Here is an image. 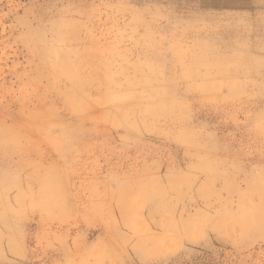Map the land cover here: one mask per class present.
<instances>
[{
	"label": "rangeland",
	"instance_id": "374dc122",
	"mask_svg": "<svg viewBox=\"0 0 264 264\" xmlns=\"http://www.w3.org/2000/svg\"><path fill=\"white\" fill-rule=\"evenodd\" d=\"M263 45L264 0H0V264H264Z\"/></svg>",
	"mask_w": 264,
	"mask_h": 264
},
{
	"label": "bare ground",
	"instance_id": "6f19581e",
	"mask_svg": "<svg viewBox=\"0 0 264 264\" xmlns=\"http://www.w3.org/2000/svg\"><path fill=\"white\" fill-rule=\"evenodd\" d=\"M221 1V0H220ZM48 45V44H47ZM262 47V49H264V45L263 46H261ZM230 63V62H229ZM218 64V63H217ZM208 66V65H207ZM233 71V70H232ZM47 193V192H46Z\"/></svg>",
	"mask_w": 264,
	"mask_h": 264
}]
</instances>
